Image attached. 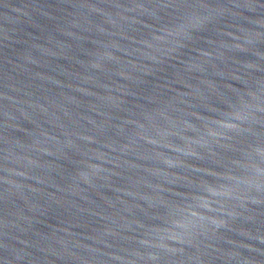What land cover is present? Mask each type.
Listing matches in <instances>:
<instances>
[{
  "label": "water",
  "instance_id": "water-1",
  "mask_svg": "<svg viewBox=\"0 0 264 264\" xmlns=\"http://www.w3.org/2000/svg\"><path fill=\"white\" fill-rule=\"evenodd\" d=\"M0 264H264V0H0Z\"/></svg>",
  "mask_w": 264,
  "mask_h": 264
}]
</instances>
